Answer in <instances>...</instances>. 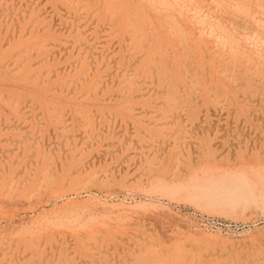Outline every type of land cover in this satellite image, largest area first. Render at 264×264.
Segmentation results:
<instances>
[{
  "label": "rangeland",
  "instance_id": "1",
  "mask_svg": "<svg viewBox=\"0 0 264 264\" xmlns=\"http://www.w3.org/2000/svg\"><path fill=\"white\" fill-rule=\"evenodd\" d=\"M0 264H264V0H0Z\"/></svg>",
  "mask_w": 264,
  "mask_h": 264
},
{
  "label": "bare ground",
  "instance_id": "2",
  "mask_svg": "<svg viewBox=\"0 0 264 264\" xmlns=\"http://www.w3.org/2000/svg\"><path fill=\"white\" fill-rule=\"evenodd\" d=\"M167 1H168V0H167ZM128 2H129V1H128ZM148 2H149V1H148ZM152 2H153V1H152ZM161 2H162V1H161ZM184 2H185V1H184ZM121 3H122V2H121ZM178 3H179V2H178ZM180 3H181V2H180ZM122 4H123V3H122ZM156 4H157V3H156ZM223 4H224V3H223ZM229 4H230V3H229ZM185 5H186V4H185ZM231 5H232V4H231ZM150 6H151V5H150ZM156 6H157V5H156ZM165 6H166V5H165ZM139 7H140V6H139ZM200 7H201V6H200ZM219 7H220V6H219ZM221 7H222V6H221ZM101 8H102V7H101ZM160 9H161V8H160ZM196 9H197V8H196ZM183 10H184V9H183ZM148 11H149V10H148ZM218 11H219V10H218ZM178 12H180V11H178ZM211 12H212V11H211ZM215 12H216V11H215ZM225 12H226V11H225ZM225 12H224V13H225ZM110 13H111V12H110ZM213 13H214V12H213ZM238 14H239V13H238ZM128 15H129V14H128ZM110 16H111V15H110ZM135 16H136V15H135ZM220 16H221V15H220ZM242 16H243V15H242ZM258 16H259V15H258ZM104 17H105V16H104ZM210 17H211V16H210ZM218 17H219V16H218ZM122 18H123V17H122ZM219 18H220V17H219ZM225 18H226V17H225ZM190 19H192V18H190ZM195 19H196V18H195ZM207 19H208V18H207ZM245 19H246V18H245ZM117 20H118V19H117ZM129 20H130V19H129ZM209 20H210V19H209ZM223 20H224V19H223ZM229 20H231V19H229ZM120 21H121V20H120ZM206 23L208 24V22H206ZM206 23H205V24H206ZM225 24H226V23H225ZM76 25H77V24H76ZM150 25H151V24H150ZM187 25H188V24H187ZM202 26H203V25H202ZM206 26H207V25H206ZM230 26H231V25H230ZM222 27H223V26H222ZM232 27H233V26H232ZM161 28H162V27H161ZM204 28H205V27H204ZM121 29H122V28H121ZM225 29H226V28H225ZM239 29H240V28H239ZM248 29H249V27H248ZM217 30H218V29H217ZM231 30H232V29H231ZM233 30H234V29H233ZM245 30H246V29H245ZM125 31H126V30H125ZM163 31H164V29H163ZM115 32H116V31H115ZM185 32H186V31H185ZM240 32H241V31H240ZM200 33H201V32H200ZM232 33H233V32H232ZM234 33H236V32H234ZM247 33H248V32H247ZM257 33H258V32H257ZM98 34H99V33H98ZM206 34H207V33H206ZM230 34H231V33H230ZM251 34H252V33H251ZM225 35H226V34H225ZM257 35H258V34H257ZM228 37H229V36H228ZM240 37H241V36H240ZM232 38H233V37H232ZM149 39H150V38H149ZM174 39H175V38H174ZM197 39H199V38H197ZM201 39H202V38H201ZM227 39H228V38H227ZM241 39H242V38H241ZM231 40H232V39H231ZM70 41H71V40H70ZM238 41H241V40H238ZM199 42H200V41H199ZM251 42H252V41H251ZM251 42H250V43H251ZM153 43H154V42H153ZM232 43H233V42H232ZM72 44H73V43H72ZM170 44H171V43H170ZM168 45H169V44H168ZM94 46H95V45H94ZM94 46H93V47H94ZM108 46H109V45H108ZM215 46H216V45H215ZM235 46H236V45H235ZM238 46H239V45H238ZM86 47H87V46H86ZM255 47H256V46H255ZM202 48H203V47H202ZM212 48H213V47H212ZM246 48H247V47H246ZM184 49H185V48H184ZM207 49H208V48H207ZM251 49H252V48H251ZM254 49H255V48H254ZM256 49H257V48H256ZM193 50H194V49H193ZM193 50H192V51H193ZM208 50H209V49H208ZM210 50H211V49H210ZM218 50H219V49H218ZM227 50H228V49H227ZM132 51H133V50H132ZM254 51H255V50H254ZM142 52H143V51H142ZM193 52H195V50H194ZM217 52H218V51H217ZM217 52H216V53H217ZM241 52H242V51H241ZM252 52H253V51H252ZM255 52H256V51H255ZM148 53H149V52H148ZM161 53H162V52H161ZM210 53H211V52H210ZM243 53H244V52H243ZM180 54H181V53H180ZM248 54H249V53H248ZM259 54H260V53H259ZM142 55H143V54H142ZM142 55H141V56H142ZM156 55H157V54H156ZM204 55H205V54H204ZM228 55H229V54H228ZM232 55H233V53H232ZM245 55H246V54H245ZM107 56H108V55H107ZM161 56H162V55H161ZM176 56H177V55H176ZM191 56H192V55H191ZM202 56H203V55H202ZM223 56H224V55H223ZM223 56H222V57H223ZM241 56H243V55H241ZM261 56H262V55H261ZM144 57H145V56H144ZM187 57H188V56H187ZM196 57H197V56H196ZM212 58H213V56H212ZM250 58H251V57H250ZM203 59H204V57H203ZM234 59H235V58H234ZM252 59H254V58H252ZM156 60H157V59H156ZM197 60H198V59H197ZM204 60H205V59H204ZM158 61H159V60H158ZM177 61H178V60H177ZM184 61H185V60H184ZM112 62H113V61H112ZM256 62H257V61H256ZM202 63H203V62H202ZM206 63H207V62H206ZM245 63H246V62H245ZM247 63H248V62H247ZM126 64H127V63H126ZM134 64H135V63H134ZM184 64H185V63H184ZM193 64H194V63H193ZM195 64H196V63H195ZM208 64H209V63H208ZM219 64H221V63H219ZM222 64H223V63H222ZM238 64H239V63H238ZM254 64H255V62H254ZM169 65H170V63H169ZM196 65H197V64H196ZM104 66H105V65H104ZM184 66H185V65H184ZM236 66H237V65H236ZM18 67H19V66H18ZM126 67H127V66H126ZM168 67H169V66H168ZM192 67H194V66H192ZM209 67H210V66H209ZM223 67H224V66H223ZM232 67H233V66H232ZM232 67H231V68H232ZM158 68H159V67H158ZM247 68H248V67H247ZM250 68H251V67H250ZM250 68H249V69H250ZM131 69H132V68H131ZM187 69H188V68H187ZM168 70H169V69H168ZM148 71H149V70H148ZM207 71H208V70H207ZM227 71H228V70H227ZM253 71H254V70H253ZM186 72H187V70H186ZM200 72H201V71H200ZM187 73H188V72H187ZM187 73H186V74H187ZM209 74H210V73H209ZM252 74H253V73H252ZM234 75H235V74H234ZM242 75H243V74H242ZM244 75H245V74H244ZM246 75H247V74H246ZM248 75H249V74H248ZM253 75H254V74H253ZM144 76H145V75H144ZM178 76H179V75H178ZM183 76H184V75H183ZM193 76H194V75H193ZM203 76H204V75H203ZM211 76H212V75H211ZM141 77H142V76H141ZM179 77H180V76H179ZM200 77H201V76H200ZM213 77H214V76H213ZM173 78H174V77H173ZM218 78H219V77H218ZM230 78H231V77H230ZM243 78H244V77H243ZM255 78H256V76H255ZM191 79H192V78H191ZM211 79H212V78H211ZM172 80H173V79H172ZM212 80H213V79H212ZM225 80H226V79H225ZM238 80H239V79H238ZM248 80H249V79H248ZM142 81H143V80H142ZM177 81H178V80H177ZM198 81H201V80H198ZM230 81H231V80H230ZM254 81H255V80H254ZM254 81H253V82H254ZM143 82H144V81H143ZM187 82H188V81H187ZM208 82H209V81H208ZM213 82H214V81H213ZM237 82H238V81H237ZM241 82H242V81H241ZM100 83H101V82H100ZM136 83H137V82H136ZM136 83H135V84H136ZM225 83H226V82H225ZM248 83H250V82H248ZM248 83H247V84H248ZM139 84H140V81H139ZM206 84H207V83H206ZM206 84H205V85H206ZM208 84H209V83H208ZM211 84H212V83H211ZM232 84H233V83H232ZM173 85H174V84H173ZM224 85H225V84H224ZM234 85H235V84H234ZM241 85H242V84H241ZM192 86H193V85H192ZM196 86H197V85H196ZM161 87H162V86H161ZM181 87H182V86H181ZM223 87H224V86H223ZM136 88H137V87H136ZM204 88H205V87H204ZM187 89H188V88H187ZM207 89H208V88H207ZM207 89H206V90H207ZM224 89H225V88H224ZM224 89H223V90H224ZM173 90H174V89H173ZM185 91H186V89H185ZM209 91H210V90H209ZM188 92H189V91H188ZM196 92L198 93V91H196ZM207 92H208V91H207ZM220 93H221V92H220ZM235 93H236V92H235ZM130 94H131V93H130ZM180 94H181V93H180ZM193 94H194V93H193ZM236 94H237V93H236ZM119 95H120V94H119ZM195 95H196V94H195ZM197 95H198V94H197ZM209 95H211V94H208V96H209ZM128 96H129V95H128ZM140 96H141V95H140ZM140 96H139V97H140ZM182 96H183V95H182ZM126 97H127V96H126ZM171 97H172V96H171ZM171 97H170V98H171ZM227 97H228V96H227ZM193 98H194V97H193ZM180 99H182V98H180ZM194 99H195V98H194ZM189 100H190V99H189ZM171 101H172V99H171ZM191 101H192V100H191ZM24 103H25V101H24ZM146 103H147V102H146ZM181 103H182V102H181ZM184 104H185V103H184ZM186 104H187V103H186ZM192 104H193V103H192ZM193 105H194V104H193ZM173 106H174V105H173ZM179 111H180V110H179ZM155 112H156V111H155ZM159 112H160V111H159ZM194 113H195V112H194ZM158 116H160V115H158ZM197 116H198V115H197ZM226 187H227V186H226ZM225 189H226V188H225Z\"/></svg>",
  "mask_w": 264,
  "mask_h": 264
}]
</instances>
